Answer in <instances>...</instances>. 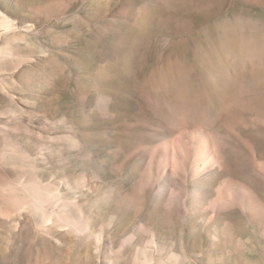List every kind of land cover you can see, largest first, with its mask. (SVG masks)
I'll list each match as a JSON object with an SVG mask.
<instances>
[{"label": "rangeland", "instance_id": "374dc122", "mask_svg": "<svg viewBox=\"0 0 264 264\" xmlns=\"http://www.w3.org/2000/svg\"><path fill=\"white\" fill-rule=\"evenodd\" d=\"M0 264H264V0H0Z\"/></svg>", "mask_w": 264, "mask_h": 264}]
</instances>
